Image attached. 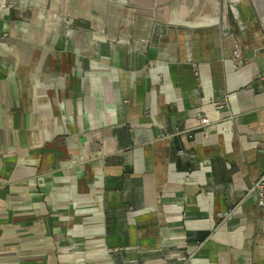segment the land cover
Masks as SVG:
<instances>
[{"label":"crops","instance_id":"crops-1","mask_svg":"<svg viewBox=\"0 0 264 264\" xmlns=\"http://www.w3.org/2000/svg\"><path fill=\"white\" fill-rule=\"evenodd\" d=\"M12 1L0 264H264V0Z\"/></svg>","mask_w":264,"mask_h":264},{"label":"built area","instance_id":"built-area-1","mask_svg":"<svg viewBox=\"0 0 264 264\" xmlns=\"http://www.w3.org/2000/svg\"><path fill=\"white\" fill-rule=\"evenodd\" d=\"M1 3V2H0ZM7 1L5 2V4L1 5L3 6V8L5 7ZM261 31H262V37L264 39V25L262 26L261 28ZM262 51L264 53V43H263V46H262ZM233 58L235 61H238L240 58H241V55H240V50L239 49H236L234 52H233ZM262 73L260 75V80L264 83V65L262 67ZM215 104V107L217 109H223L227 104L225 103H214ZM199 123H200V128H204L206 126L209 125L210 123V120H207L205 117H200L199 118ZM177 133H175V135H177ZM179 153H181V151H179ZM255 184L253 185V187L251 188V191L254 192L255 196H256V207L258 210H260L261 212L264 213V173H262L260 176H258L257 180L254 182Z\"/></svg>","mask_w":264,"mask_h":264},{"label":"water","instance_id":"water-1","mask_svg":"<svg viewBox=\"0 0 264 264\" xmlns=\"http://www.w3.org/2000/svg\"><path fill=\"white\" fill-rule=\"evenodd\" d=\"M122 3H128L137 7H143L148 10H157L168 8L174 0H117Z\"/></svg>","mask_w":264,"mask_h":264},{"label":"rangeland","instance_id":"rangeland-1","mask_svg":"<svg viewBox=\"0 0 264 264\" xmlns=\"http://www.w3.org/2000/svg\"><path fill=\"white\" fill-rule=\"evenodd\" d=\"M1 1H4V0H1ZM7 1V3H6V5H5V9H7V8H9V7H11L12 6V8H14L15 7V2H13L12 0H6ZM39 16H40V14H39Z\"/></svg>","mask_w":264,"mask_h":264},{"label":"bare ground","instance_id":"bare-ground-1","mask_svg":"<svg viewBox=\"0 0 264 264\" xmlns=\"http://www.w3.org/2000/svg\"><path fill=\"white\" fill-rule=\"evenodd\" d=\"M0 2H1V3H0V10H1V9H3V6H1V5H2V4L4 5L5 2H6V0H4V1H1V0H0Z\"/></svg>","mask_w":264,"mask_h":264}]
</instances>
